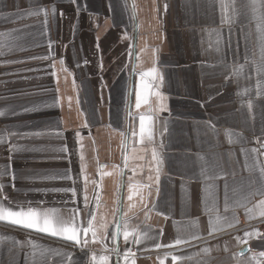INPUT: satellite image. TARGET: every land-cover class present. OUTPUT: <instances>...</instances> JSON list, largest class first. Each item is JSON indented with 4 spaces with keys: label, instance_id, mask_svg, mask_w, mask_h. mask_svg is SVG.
<instances>
[{
    "label": "crops",
    "instance_id": "1",
    "mask_svg": "<svg viewBox=\"0 0 264 264\" xmlns=\"http://www.w3.org/2000/svg\"><path fill=\"white\" fill-rule=\"evenodd\" d=\"M53 3L58 13L61 10L65 13L64 18L59 15L53 18L50 14L46 26L42 23V13L16 19L17 12L23 14L37 6H51ZM113 3L117 6L115 11L110 12L108 0H79L83 10L77 14L70 0H0V32L22 28V39L17 43L23 44L26 49H4L5 55L0 57V110L20 113L0 118V130L7 125L11 132L52 133L40 138L10 137L11 142L21 149L13 155L11 168L8 169L9 173L15 172V191L8 186L11 183L10 175L0 177V183L6 185L4 190L14 204L27 207L26 202H31L33 207L56 208L67 216L68 209L73 205L63 201H68L70 194L44 190L67 188L72 186V182L42 177L58 176L69 169L73 178L79 177L76 186L82 187V144L85 174L90 181L99 182L96 191L91 183L88 185L90 199L98 193L101 201L96 210L98 221L101 218L107 220L109 230L114 231L112 212L119 200L123 210L132 217L130 223L138 225L141 233L147 232L149 238L143 239L140 245L132 246L136 264H158V258L165 252L192 257L182 259L177 264H249L252 251H264V240L244 237V233L257 230L264 234V218L246 215L243 207L224 213L223 181L218 180L221 214L230 220L235 215V219L231 220V228L216 233L215 237L209 236L208 215L204 213L202 200L204 181L200 178V171L202 167H206L209 174L218 171L219 167L214 166H222L225 173L235 170L237 175L235 179L229 175L228 184L230 189L240 188L242 179L248 176L247 172L241 173L244 161L241 148L258 149L264 143V96H257L258 77L254 69L246 66L240 76L225 79L233 65L244 63L245 54L252 56L255 53L254 58L259 56L257 25L264 17V8L260 7L264 0H258L255 12L250 8L245 9L246 18L240 17V22L232 26V49L225 46L228 25L223 26L219 36L213 31L220 27V13L218 4L215 9L210 6L211 0H113ZM241 27L243 32L238 31ZM125 34L129 38H122ZM12 35L18 33L13 31ZM0 40L7 43L11 37H0ZM49 40L55 42L53 47L57 61L63 58L65 67L73 73L65 79L64 73L59 71V63L56 64L59 93L55 91L56 80L50 75L53 71L48 67L51 61L30 59L48 55ZM217 40L220 41L221 52L215 50ZM237 41L239 54L234 56ZM130 44L135 45L137 52L144 50L137 72L155 65L163 76L159 91L165 97L163 103L167 110L158 115L148 111L149 105L155 109L158 104L151 95L149 105H142L139 110L135 108L134 83H138V76L129 75L132 62L129 61L127 49ZM222 59L223 64L220 63ZM4 60L23 62L5 65ZM101 62L102 70L99 67ZM125 64L128 65L127 69H124ZM245 89L248 91L245 92ZM57 97L60 104L54 105ZM68 97L72 98L71 107ZM250 99L253 101L251 111L248 108ZM41 102L53 106L36 113H23V107ZM130 112L134 119L129 116ZM138 113L152 116L155 144L149 146L147 152L141 151L145 145L138 142L139 137L131 136L132 129L139 131ZM85 120L87 128L82 127ZM209 122L215 125V133ZM148 123L146 121V125ZM226 130L232 132V143ZM56 131H61L62 136L55 135ZM77 132L80 137L76 136ZM125 136L128 138L125 141L127 147L122 144ZM64 145L70 152L67 159L61 158L65 154L58 151ZM32 147H42L45 151L34 153L27 150ZM152 147L156 148L162 159L159 165L160 192L157 196L156 185L153 184L149 203H155L156 209L145 220L139 197L128 200V185L130 177L133 183H146L149 174L155 176L156 165L151 161ZM133 148L136 149L135 153ZM8 155L7 143L0 144V170L9 164ZM125 155L128 156V167L124 166ZM141 155L144 156L143 160L134 158ZM252 155L250 153V160ZM199 157L204 159L200 160ZM260 159L264 160V156ZM100 165L104 167L101 169ZM133 168H136L135 175ZM100 172L108 174L101 176ZM143 191L146 195L147 189ZM241 196L242 192L236 193V197ZM40 201L44 203L40 204ZM94 203L93 200V207ZM78 204L83 206L79 198ZM129 204L135 205L130 211ZM158 212L161 214L158 215ZM197 234L203 239L193 240L191 244L176 248L153 247L157 242L168 244L177 237L189 239ZM0 235L9 238L0 245V250L12 247L13 241L24 242L28 239L44 247L71 250V242L3 222H0ZM237 236L246 239L247 243H243V239H235ZM88 239L89 247L97 254H101L105 246H114L108 236L96 243H92L90 234ZM119 247V264H125L122 235ZM206 247L210 252L204 254L202 249ZM31 252L29 245L22 249L12 248L7 253L5 264H10L13 259L15 264H32L25 256H30ZM80 255L76 250V256ZM110 264H117L114 254L110 257ZM166 264H172L170 257Z\"/></svg>",
    "mask_w": 264,
    "mask_h": 264
},
{
    "label": "snow or ice",
    "instance_id": "2",
    "mask_svg": "<svg viewBox=\"0 0 264 264\" xmlns=\"http://www.w3.org/2000/svg\"><path fill=\"white\" fill-rule=\"evenodd\" d=\"M76 7V12L79 14L83 9L79 4V0H70ZM258 0H211L210 6L214 9L217 4L219 6V28L213 29L219 36L221 29L224 25H228V36L226 38L225 46L228 49H232V26L236 25L240 22V17L246 18L245 9H251L253 12L256 11ZM116 4L113 3V0H108V8L109 11H115ZM18 7V5H17ZM135 7V5H133ZM260 7L264 8V4H261ZM165 11H167V5H165ZM43 14L42 23L46 26L48 24V17L51 14L53 18L57 15L60 18H64L65 13L61 10L59 13L57 12V8L55 3L51 6H37L35 9H29L25 13L17 12L15 14L16 19H24L26 16H39ZM29 27V26H25ZM18 33V35L13 36L12 32ZM239 32H243V28L238 29ZM257 31L259 36L258 40V48H259V56L256 57V54L253 53L252 56L247 54L244 55L243 64L233 65L232 71L229 76H226V81L231 78V76H240L241 73L244 72L246 66L254 69L256 76L258 77L256 82L257 96H264V17L260 18V23L257 25ZM22 28L13 29L12 31H3L0 32V37H11L10 42L5 43L0 40V57L5 55L4 49L8 51L26 50L23 44H18L17 41L22 39ZM122 38H129L127 34H125ZM247 40V38H245ZM54 41L49 40L48 48L50 52L48 55L44 56H35L30 57V59H39V60H48L51 63L48 65L49 68L53 69L50 75L56 80V88L55 91L59 93V76L57 75L56 64L59 63L60 69L59 71L64 73L65 79L68 76L73 75V73L65 67V60L60 58L58 61L55 56L54 51ZM220 41L217 40L216 51L221 52ZM212 47V45H209ZM97 48H99V44H97ZM239 49V41H237L236 48L233 50L234 56L238 55ZM144 50L141 49L140 52L135 51V45L130 44L127 49V55L129 61L132 62V69L129 73L130 76H138V83H134L135 89V108L139 110L142 105H149V96H154L158 104L155 109L149 105L148 111L150 113L157 114L159 112L166 111V105L163 103L165 97L159 91V88L163 83V76L158 72L157 67L154 65L153 67L148 68L147 70L141 69L137 72V68L139 67L140 55ZM156 50H154L155 52ZM23 61H9L4 60L3 63L5 65L11 63H18ZM87 64V61L84 62ZM221 64L224 63L222 59L220 61ZM213 67L215 65H212ZM79 67V64H77ZM100 69H103L102 62L99 65ZM128 65H124V69H127ZM251 79V76L248 77ZM73 86L75 87V80L73 79ZM155 88V91L153 89ZM248 90L245 89V92ZM240 95V93H237ZM72 98L68 97V104L71 107ZM54 105L60 104L59 97L54 99ZM77 103L79 101L77 100ZM53 105H48L46 103H34L31 106L23 107V113H36L42 111L44 108L51 107ZM248 108L251 111L253 108V101L250 99L248 101ZM20 113L15 110H0V118H7L9 115L15 116ZM83 115V113H81ZM129 116L133 119L135 118L133 113H129ZM139 116V131L136 132L134 129L131 130L132 137H139V143L145 145L144 148L141 149L143 152H147L149 146L155 144V136L152 130V116L145 115L144 113H138ZM255 117L253 116V119ZM146 121L149 123L146 125ZM209 126L213 133L216 132L215 125L209 122ZM82 127L87 128L88 123L87 120L83 123ZM166 130V129H165ZM51 132L44 131H34V132H11L8 130V126L6 125L3 130H0V144L7 143L8 145V160L9 164L5 166L4 170H0V177L10 175L11 183L8 185L12 187L15 191V172L9 173L8 169L11 168V160L13 159V155L20 151L21 149L9 139L12 136H22L24 138H40L45 135H51ZM55 135L62 136L61 131H56ZM124 136V133H121ZM226 135L229 137V142L232 143V132L230 130H226ZM77 137H80V133H76ZM127 137H124V144L127 147L125 141H127ZM79 143V140H78ZM81 154H80V176H83V186L77 187V178H73L69 172V169H66L62 174L58 176H44L43 179H61V180H69L72 182V186L67 188H53L46 189L44 191H51L54 193H64L65 195L70 194L68 201H63V203H71L73 205L72 208L68 209V215L65 216L61 213L59 209L56 208H41V207H33L31 206V202H26L27 207L19 204H14L8 194L5 192V187L3 183H0V222L6 223L10 226H18L25 230H31L35 233L46 234L50 237L59 238L64 242H71V250H59L53 249L51 247H44L35 243L31 239H28L24 242H20L18 240L13 241L12 247L6 248L4 250H0V264H5V259L7 253L12 251V248H20L22 249L25 245H29L32 248V252L30 256L25 254L26 258H29L32 264H110L111 255H115L117 257V264H119V258L121 257V251L119 247V238L123 237V242L125 244V249L123 252V259L125 264H136V254L133 251L132 246L140 245L145 238L147 237V232L141 233L139 231L138 225H132L130 220L132 217L129 216L128 211L123 210L122 203L117 201V207L112 212V227L114 231L109 230V223L107 220L101 218L98 221L96 210L100 207V198L97 193L92 199H90L88 195V185L91 183L94 186V191H96L99 187V182L97 180H89L86 173V165L84 163V155L82 152L83 145H80ZM30 152L34 153H43L45 151L42 147H32L27 149ZM59 152L64 153L65 155L61 158L67 159L70 155L69 149L67 145L61 147ZM132 151L135 153L136 149L133 148ZM241 153L244 156V161L241 165V173L247 172L248 176L246 179H242L240 188H231L228 184V176H232L235 179L237 173L235 170L231 172L225 173L222 166H214L219 167V170L212 171L209 174V171L206 167H202L200 171V178L204 181L202 192L203 195V205H204V213L208 215V235L211 237H215L216 233L223 231L225 228H231L233 224L231 220L235 219V215L232 216L231 220L228 216L221 214V209L218 206V201L220 199L219 194V186L216 181H223V212L227 213L230 210L234 212L235 208L243 207L245 210V214L248 216H259L260 218H264V160L260 159V157L264 156V143L260 145V148L246 150L241 148ZM251 156V160L249 156ZM135 159L143 160L144 156H135ZM200 160H203V157H199ZM125 167H128L127 160L128 156L125 155ZM151 161L155 162V176L149 174L146 177V183H133L132 178H129V196L128 200L132 201L134 196H138L142 209L144 211L145 220L150 218V213L156 209L155 203H149V198L152 196V188L153 184L156 185L155 192L156 195L159 196L160 188V167L159 165L162 163V159L159 156L155 147L151 148ZM69 159V163H70ZM101 169L104 167L103 165L99 166ZM141 167L142 166H137ZM152 172V168H149V173ZM136 168H133V174L135 175ZM108 173L100 172V175H107ZM144 189H147V194L145 195ZM231 191V195H230ZM237 192H242L241 197H236ZM78 198L82 203V207L78 204ZM93 200L95 201L94 207L92 206ZM43 204V201L39 202ZM249 204L251 206L249 207ZM129 211L135 207L134 204H129ZM158 215L161 213H157ZM89 234L91 235L92 243L103 241V239L108 236L111 237L114 246L112 248L104 247L103 252L101 254H97L92 248L89 247L90 241L88 239ZM160 235H163V230H160ZM244 237L252 238L258 237L264 240V234L260 233L257 230L253 231H245ZM9 239L6 236L0 235V245H3V242ZM203 239L200 235H194L189 239H181L177 237L171 243L163 244V243H155L153 245L156 249L161 248H176L182 244H191L193 240ZM238 241L243 238L237 236L235 237ZM243 243H247L246 239H243ZM131 245V246H130ZM76 250H79L81 255L79 257L76 256ZM251 251V249H249ZM225 251H227V247L225 245ZM204 254L210 252L209 248L202 249ZM243 255V252L241 253ZM171 258L172 264H177L178 261L182 259H192L189 257H180L176 256L172 253L165 252L163 256L158 258V264H166V262ZM251 262H255V264H264V251H252V255L249 258V264ZM10 264H15V260L13 259ZM198 264H203V262H198Z\"/></svg>",
    "mask_w": 264,
    "mask_h": 264
}]
</instances>
